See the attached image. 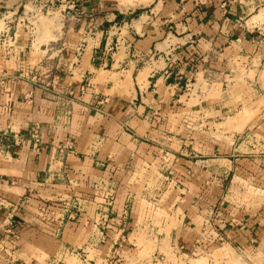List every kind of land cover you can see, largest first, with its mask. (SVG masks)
I'll use <instances>...</instances> for the list:
<instances>
[{"label":"crops","instance_id":"obj_1","mask_svg":"<svg viewBox=\"0 0 264 264\" xmlns=\"http://www.w3.org/2000/svg\"><path fill=\"white\" fill-rule=\"evenodd\" d=\"M108 4L0 0V264H264V121L227 124L264 98V0Z\"/></svg>","mask_w":264,"mask_h":264},{"label":"rangeland","instance_id":"obj_2","mask_svg":"<svg viewBox=\"0 0 264 264\" xmlns=\"http://www.w3.org/2000/svg\"><path fill=\"white\" fill-rule=\"evenodd\" d=\"M109 3L108 6L110 8H121L123 10L125 9H134L137 7H143L146 6L147 9H150L153 4V0H107ZM152 5V6H151ZM140 11V10H139ZM59 23L58 18L56 15H47L45 14L43 17L40 18V24L42 27H50V26H56ZM255 72L252 71L250 73V77H255ZM264 75V74H263ZM264 80V76L262 77ZM233 85V84H232ZM234 89L238 91V93L241 91V85L236 87L233 86ZM239 107L237 109V112L235 113V116L231 119L227 120V124L229 127H234V131L237 132H243L244 127L246 125L255 124L256 122L264 121V113H260L262 109H264V98L262 95L255 96V97H248L246 99H239L238 101ZM196 103L195 100L191 98L189 105H194ZM257 134H263L264 130H259ZM208 151V150H207ZM204 153H207L206 151H203ZM154 197V196H153ZM159 200V198H151L149 203V216L148 218H153L156 221H159L160 219H163L165 217H168V212L166 210H163L162 207H160L158 204H156ZM149 202V201H148ZM158 230V228H155V230ZM156 232V231H155ZM140 250H141V260L145 264H211L208 259L201 258L197 256H192L189 254V252L185 249H180L178 244L170 243L169 241H140L138 243ZM180 253H179V252ZM177 252V253H176ZM186 253V254H185ZM180 255H184L185 263H183L184 258L181 259V262L179 261ZM62 263L64 264H81L79 259H76L74 256H68L65 258L60 259ZM262 262H256V264H261ZM218 264V263H216ZM227 264H243L234 259L233 261L228 262Z\"/></svg>","mask_w":264,"mask_h":264},{"label":"built area","instance_id":"obj_3","mask_svg":"<svg viewBox=\"0 0 264 264\" xmlns=\"http://www.w3.org/2000/svg\"><path fill=\"white\" fill-rule=\"evenodd\" d=\"M104 199H105V202L102 203V204H100V205L103 206V207H101V213H103V216L106 217V216H107V213H108L107 208H108L109 206H111L112 201H113V193H111V192L107 193V195L104 197ZM105 208H106V209H105ZM3 223L6 225L7 232H8L9 234H13V232H12V230H11V226H12V224H13V223H12V217L7 216V217L4 219ZM70 253H71L72 255H75V257H79V258H80L81 254H82L83 252H82V251L72 250V251H70ZM15 264H19V263H15Z\"/></svg>","mask_w":264,"mask_h":264}]
</instances>
